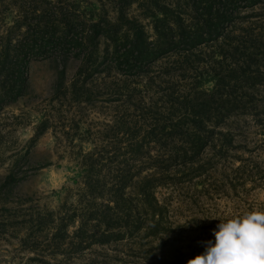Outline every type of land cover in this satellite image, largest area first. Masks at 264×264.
Here are the masks:
<instances>
[{"label": "rangeland", "instance_id": "1", "mask_svg": "<svg viewBox=\"0 0 264 264\" xmlns=\"http://www.w3.org/2000/svg\"><path fill=\"white\" fill-rule=\"evenodd\" d=\"M74 1L0 0V35L19 12L36 27L40 11L48 20L62 11L78 13ZM82 1H93L96 12L114 23L108 25L109 35L114 29L121 35L123 21L132 19L152 38L150 19L144 16L148 0ZM157 1L172 6L176 0ZM185 2L177 0L175 10L183 19L188 16ZM242 3L223 40L215 43L221 57L208 43L188 55L171 50L129 67L110 53L109 36L100 39L98 64L85 81L87 91L79 95L70 94L69 87L82 56H75V49L50 46L28 59L24 94L0 111V181L14 157L21 177L0 189V264H187L205 251L204 242H214L219 219L264 208V0L251 7ZM76 19L87 27L85 16ZM19 42L20 31L12 30L10 43ZM206 73L221 79L210 97L201 93L212 88L211 81H200ZM192 105H204L209 116L197 131L206 144L196 154L195 138L183 124ZM41 120L47 128L28 143ZM175 122L177 132L169 133ZM150 128L153 136L146 134ZM135 142L141 152L133 158L128 149ZM94 145L101 171L114 172L123 160L129 173L138 169L150 176L153 199L125 189L124 216L110 224L122 236L111 235L106 244L92 242L102 230L96 220L86 221L79 234L73 232L74 222L67 235L52 236V220L64 221L71 213L100 219L103 205L94 204L99 199L90 204L79 193L80 154ZM154 205L159 213L150 217Z\"/></svg>", "mask_w": 264, "mask_h": 264}, {"label": "trees", "instance_id": "2", "mask_svg": "<svg viewBox=\"0 0 264 264\" xmlns=\"http://www.w3.org/2000/svg\"><path fill=\"white\" fill-rule=\"evenodd\" d=\"M260 1L262 0H186L185 9L188 16L183 19L179 13L175 12L179 8L177 0L172 5L174 7L169 4L159 3L157 0H148V5H146L148 6L146 7L147 12H144V16L150 19V34L152 36L150 40H148V34L143 30L142 26L132 19L123 21L125 31L121 35H116V29L114 28L109 35L108 25L113 27L114 23L105 21L101 13L96 12L93 1L83 2L82 0H75L78 13H75L76 9H72L71 14L62 11L58 13L56 20H48L45 13L40 11L37 14L38 19L34 23L36 27H32L27 21V16L19 12L11 25H4V30L0 35V111L4 104L13 102L24 94L27 86L25 72L28 59L32 56L36 57L37 54L46 51V48L50 46L57 47L60 50L71 47L77 52L73 53L75 56L82 54L74 76L69 82L70 94L75 96L87 91L85 81L96 68V64H98L96 60L99 55L98 46L100 39L105 40L109 36L112 41L110 53L115 57L117 63L123 62L129 67L141 66L171 50L185 55L197 45L208 43L218 48L215 53L221 57L220 46L215 43H217V40H223L226 26H230L237 15L238 4L243 2L242 4H245V6L251 7ZM127 4H129V1H126L124 6ZM124 6L119 7L117 10L116 14L119 18L122 16ZM80 15L85 16L87 20L86 28L81 27L79 25L81 23H75L76 18L80 17ZM12 30L20 31L21 43L19 42L17 45L10 43ZM81 72H85L84 77L76 87L75 82ZM244 77L248 79L247 75ZM220 80L217 74L211 75V73H206L202 78L200 77L201 83L212 82V88L209 91L202 90L201 93L210 97L217 90ZM76 101H79V98H76ZM206 111L207 109L204 105H192L185 114L188 118L183 124L186 126L185 130L188 136L192 135L195 138L192 144V152L195 154L206 144L205 139H200L197 134V131L205 122ZM14 118L16 117L14 116ZM206 118H209V116ZM217 122L218 119L213 123L216 124ZM45 128H47L46 121H39L28 143L34 142ZM178 128L179 125L175 122L169 126L168 131H170L169 133H175ZM123 130L127 132V129L124 128ZM146 134H152L151 136H153V128L148 129ZM1 136L0 131V148L1 144H3L1 143ZM151 136L149 138L153 140ZM140 148V143L136 144L135 142L134 146L128 149V152L134 158L141 152ZM95 153L96 147L94 145L92 149L80 154L79 175L81 186L79 193L87 196V202L90 204L96 198L99 199V203L94 204L103 205L104 209L100 213V219H93L94 215L86 214L82 216L71 213L67 215L64 221H62V218L58 219V221L52 220V236L60 232L62 235H67L66 228L71 224L73 225L74 222L77 223L73 225L75 227L73 232L74 234H79L81 231H85L86 221L96 220L98 223L101 221L102 230L94 237L92 242L106 244L111 235H113V239H119L122 236V232L119 229L112 231L110 224L111 221H117L123 215V210H125L124 201L127 197L125 189L135 192L145 201L148 197L153 199L151 195L152 185L150 186L147 183L150 176L147 174L140 175L138 169L129 173V165L127 161L123 160L117 161L115 165L117 167H115L114 172L109 168L106 169V172L101 171L99 166L96 165V157L93 158ZM144 154L146 156L149 155L147 150L144 151ZM182 154L185 153L183 152ZM17 162L18 158L16 157L10 159L6 167V174L0 181V189L15 183L21 178L17 176ZM110 173L111 176L107 177ZM158 213L159 208L157 205L151 207L150 217L157 216ZM157 222L158 220H155V224ZM133 228V230H136L138 227L133 225Z\"/></svg>", "mask_w": 264, "mask_h": 264}, {"label": "clouds", "instance_id": "3", "mask_svg": "<svg viewBox=\"0 0 264 264\" xmlns=\"http://www.w3.org/2000/svg\"><path fill=\"white\" fill-rule=\"evenodd\" d=\"M219 220L214 242H204L205 251L187 264H264V208Z\"/></svg>", "mask_w": 264, "mask_h": 264}]
</instances>
